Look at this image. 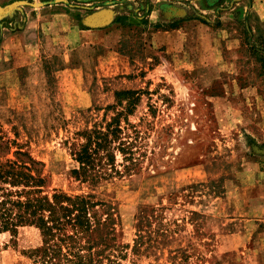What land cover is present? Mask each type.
I'll use <instances>...</instances> for the list:
<instances>
[{
	"label": "rangeland",
	"instance_id": "obj_1",
	"mask_svg": "<svg viewBox=\"0 0 264 264\" xmlns=\"http://www.w3.org/2000/svg\"><path fill=\"white\" fill-rule=\"evenodd\" d=\"M54 12L106 20L62 38ZM246 42L264 44V0H0V137L43 163L44 193L112 205L122 264H264V82ZM125 89L141 91L139 171L75 179L70 143ZM39 241L0 233V264H36Z\"/></svg>",
	"mask_w": 264,
	"mask_h": 264
},
{
	"label": "trees",
	"instance_id": "obj_2",
	"mask_svg": "<svg viewBox=\"0 0 264 264\" xmlns=\"http://www.w3.org/2000/svg\"><path fill=\"white\" fill-rule=\"evenodd\" d=\"M246 53L254 61L252 71L264 82V44L247 43ZM140 93L116 91L117 105L122 108L109 120L76 133L69 146L72 177L96 184L139 171L144 152L139 131L127 115L134 111ZM46 184L43 163L15 140L0 137V233L15 237L21 226L36 228L40 241L27 251L36 264H122L121 251L108 236V227L114 223L112 205L89 194L56 190L48 195L43 192Z\"/></svg>",
	"mask_w": 264,
	"mask_h": 264
},
{
	"label": "crops",
	"instance_id": "obj_3",
	"mask_svg": "<svg viewBox=\"0 0 264 264\" xmlns=\"http://www.w3.org/2000/svg\"><path fill=\"white\" fill-rule=\"evenodd\" d=\"M71 13L70 12H54L52 17L48 18L47 20V25L48 28H51L52 26H55V31L58 33V35H60L62 38H66L67 36L71 35L73 37V35H80L86 34V31H92L94 29H97L98 26H89L88 28L84 29H79L78 26H76L74 24V22L71 19ZM33 18V16H32ZM32 21L29 20V18L26 20V24L25 27H23V29L20 31L24 36L29 35L28 33V26L29 23H31ZM83 32V33H82ZM62 33V35H61ZM31 44H24L25 50H27V47H30ZM28 51V50H27Z\"/></svg>",
	"mask_w": 264,
	"mask_h": 264
},
{
	"label": "water",
	"instance_id": "obj_4",
	"mask_svg": "<svg viewBox=\"0 0 264 264\" xmlns=\"http://www.w3.org/2000/svg\"><path fill=\"white\" fill-rule=\"evenodd\" d=\"M106 20V17L102 15L101 13H97L92 15L88 19L89 26H98L101 22H104Z\"/></svg>",
	"mask_w": 264,
	"mask_h": 264
}]
</instances>
